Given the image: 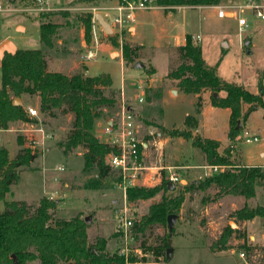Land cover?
<instances>
[{
    "label": "rangeland",
    "instance_id": "rangeland-1",
    "mask_svg": "<svg viewBox=\"0 0 264 264\" xmlns=\"http://www.w3.org/2000/svg\"><path fill=\"white\" fill-rule=\"evenodd\" d=\"M231 1L233 4L241 2V0ZM115 2V0H47L39 8L36 0H0L2 6L0 40L6 38L19 49H42L48 60L49 70H59L66 74L79 71L86 75L108 74L111 78V86L104 88V92L112 93L116 102L113 107L105 110L103 118L96 121L95 133L97 134L101 129L105 119L112 118L121 105L125 104V106L131 105L137 115L138 135L152 132L150 141L153 142L157 139L155 132L163 131L161 128L163 124L166 127L173 125L182 128L184 115L193 113V96L180 93L172 97L175 94L168 92L172 86L169 83H160L167 69V55L164 52L153 57V65H151V51L144 52L146 58L143 63L155 67L152 76L147 75L145 70L133 69L122 61L121 48L124 43H131L128 30L131 23L123 27L111 26L112 32L105 33L93 19L95 12L100 13V10L103 12L102 8L110 7ZM225 4H227L225 0H220L216 5ZM152 5L153 8L158 7L154 0ZM63 12H67L68 17L63 18L59 15L56 17L62 25L52 38V46H44L39 38L38 16ZM143 12L136 10L134 14ZM86 13L91 14L90 30L87 34L77 18ZM150 16L144 21L143 30L135 36L137 43L154 45L159 41L157 20L162 16L159 12ZM239 16L246 20V26L242 28L231 13L221 18L218 17L215 8L184 10L166 23V29L169 32V39L173 42L182 37L184 31L199 34L202 40V54L208 63L216 65L218 74L226 80L241 84L251 92H256L258 80L262 78L264 81V19L256 17L248 8L243 9ZM110 36L114 37L116 43L111 41ZM193 37L195 42L199 43L196 37ZM245 41H250L248 46L244 45ZM223 43L226 44L225 47ZM88 49L94 50L95 55L85 59L84 54ZM138 82L147 87L146 97L141 103L134 101L138 95L135 87ZM162 94L164 96L159 101ZM224 94V91L218 93L221 96ZM210 95L209 92L204 93L201 100L204 98V101L209 103ZM20 98L23 106L31 105L39 110L38 96L23 94ZM250 107L253 108V105ZM248 108V105L245 110L242 108V115L229 126L228 108L206 105L199 117L197 116L198 123L200 118L203 135L219 140L220 152L228 149L234 163L257 165L264 171V107L258 105V108L250 109L251 111ZM245 112L248 113L246 117H244ZM35 118L51 135L43 144L36 146L31 144L32 147L26 141L29 134L38 137L37 132H30L37 126L28 121L9 122L6 127L8 130L2 135L0 146L3 145L8 149L9 158H14L22 147L19 143L21 139L24 145L31 146L37 151L34 160L18 167L19 178L4 195L5 200H24L35 207L42 197L53 199L56 201L51 211L53 220L70 219L75 216L84 219L89 216L90 221L86 222L88 242L93 244L95 238L100 236L106 240V249L109 252L118 251L121 240L116 231V223L117 214L123 205L124 194L113 186L115 176L108 174L98 180L95 171L82 170L81 148L66 154L58 147L57 142L64 140L71 128L73 114L70 111L54 109L50 115L39 110V115ZM229 127L234 130L231 138L228 134ZM236 129H238L237 133H235ZM246 136L250 138L257 136L258 140L246 142ZM165 148L172 155L170 157V154L166 153L165 165L181 162L193 166L188 170H178L180 178L186 180L185 185L209 173L204 167L199 166L204 165V162L200 160V151L192 147L191 140L167 142ZM151 162L157 163L154 154L148 160V163ZM157 178L156 176L151 181L147 179L148 186L156 184ZM204 194L207 200L203 201L202 192L184 191V200L179 210L174 213L176 218L170 233L166 224L152 227L144 238L138 237L136 240L133 234L130 256L134 259V263L264 264V224L258 216L249 222L248 227L247 222L246 227L241 221L239 225L236 223L237 228L244 232L243 238L233 233L226 245L222 246L217 242L222 230L226 226L230 227L229 221H234L232 214L236 209L241 208L244 203L249 206L264 205V187L258 188L255 196L249 200L238 196L212 200L210 199L212 190ZM159 198L158 193L152 198L138 200L129 205L126 200L129 219L132 221L140 219L147 212L148 206ZM3 207V200L0 199V210ZM168 235L171 239L168 245L172 249L171 254L166 255L164 259L160 257L158 261H153L155 256L149 249L146 250L140 245L141 239H144L146 245H153L158 243L159 237ZM244 242L253 247L251 252L248 253L240 246ZM240 252L244 253L243 257H240ZM27 264L39 263L34 260Z\"/></svg>",
    "mask_w": 264,
    "mask_h": 264
},
{
    "label": "trees",
    "instance_id": "trees-1",
    "mask_svg": "<svg viewBox=\"0 0 264 264\" xmlns=\"http://www.w3.org/2000/svg\"><path fill=\"white\" fill-rule=\"evenodd\" d=\"M219 1L154 0L156 6L164 9L183 4L212 5ZM58 15L68 17L67 12L38 16L40 42L46 47L52 46V38L62 25L56 19ZM77 18L86 34L89 33L91 14L86 13ZM110 39L116 43L113 36ZM171 50L174 56L169 60L165 81H170L187 94L209 91L211 105L230 110L229 126L242 115L244 104L249 105V110L255 104L264 107L262 78L258 80L257 92H251L236 82L222 80L215 68L205 61L201 45L195 42L191 34L185 35L183 45L173 46ZM121 56L126 65L133 64L138 59L137 47L124 43ZM145 71L154 73L151 67H147ZM109 86L111 78L106 73L86 75L82 71L73 74L51 71L42 49L17 48L15 53H5L0 60V124L7 127L9 122L15 120L37 122L36 118H28L23 105H13V99L20 98L23 94L38 96L41 113L51 115L54 109L70 111L73 114L72 125L65 139L57 142L58 147L66 154L81 148L84 172L95 171L98 180L113 174L116 180V170L105 163L106 155L115 149L102 141L94 131L96 121L103 118L105 110L113 107L116 102L112 93L104 92V88ZM220 91L225 94L218 95ZM198 105L197 102L196 112L199 111ZM247 115L245 112L244 117ZM184 124L183 129L167 130V135L191 140L192 145L202 151L207 165H221L224 169L178 189L168 190L164 178L152 186L128 188V205L160 194V198L148 206L147 212L140 219L133 220L132 232L136 240L138 237L144 238L152 227L167 224V216L179 210L184 200V191L205 193L212 190V200L228 194L249 200L255 196L258 188L264 187V171L259 166L236 164L228 149L218 151L219 141L193 135L192 129L197 125L193 115H186ZM233 131L229 127L230 138ZM237 132L238 129L235 130ZM19 143L22 147L14 158H9L8 149L0 146V199L4 205L0 210V264H27L34 260L39 264H123V257L117 250L109 252L106 249L103 237L97 236L93 244L88 242L85 218L75 216L53 220L51 211L56 205L55 200L42 197L35 207L24 200H5L4 195L19 178L18 167L27 165L37 156V151L24 145L22 139ZM206 197L203 195L202 200H207ZM232 216L236 223L255 216L264 217V205L249 206L244 203ZM233 233H237L239 238L244 237V232L240 229L226 226L217 242L222 246L226 245ZM168 237L169 235L159 237L158 243L153 245H146L144 239H141L140 245L151 251L155 256L153 261H158L160 257L164 259L166 256ZM240 246L248 253L253 250L245 242ZM130 264H135L133 258L130 259Z\"/></svg>",
    "mask_w": 264,
    "mask_h": 264
},
{
    "label": "built area",
    "instance_id": "built-area-1",
    "mask_svg": "<svg viewBox=\"0 0 264 264\" xmlns=\"http://www.w3.org/2000/svg\"><path fill=\"white\" fill-rule=\"evenodd\" d=\"M36 1L39 7L44 5L47 0ZM152 3L153 0H116L114 5L102 8L103 12L100 10V14L109 22L110 26L118 25L123 27L133 21L134 12L136 10L153 8ZM245 8L252 10L256 17L264 19V0H241V2L237 4L231 3L220 5L217 7V15L218 17L223 18L227 13H231L232 16L237 18L238 24L240 28H242L246 26V20L239 16V13ZM1 9L2 6L0 5V10ZM229 9L231 11L228 12ZM196 39H198V36ZM94 55L95 51L88 49L84 54V58H92ZM135 87L138 91L135 101L141 103L145 99L146 86L141 82H138ZM24 111L30 118H35L39 115V110L35 106H26L24 107ZM30 123H33L37 127L34 128L33 131H30L31 129H28V131L37 132L38 137L29 134L26 137V141L33 146L43 144L45 139H48L51 135L45 131L40 123H38V120L37 122ZM7 130L6 127H3L0 124V143L3 133ZM101 134L100 139L115 149V151L111 150L106 155L105 163L112 169L116 170L117 175L113 186L120 189L124 194L123 205L120 208V212L117 214L116 231L121 240L118 254L123 257V264H130V250H132L131 244L134 240V235L132 232L133 221L129 219L127 215V207L125 203L127 189L130 187L148 186L147 179L151 181L156 176L158 177V181L164 178L166 182L171 181L174 184H178L181 178L175 171L174 166L159 163V159L162 156L161 152H158V163H148L146 158L149 154L145 151L148 147V141L143 138V136L138 135L139 126L136 122L134 108L131 105L125 106V104H122L121 108L112 118L105 119L101 127ZM151 134L152 132H149V135ZM256 140H258L257 136H252L251 138L247 136L245 137L246 142ZM154 148L158 151L160 150L161 145L155 143ZM210 167L215 172L224 168V166L221 165H213ZM136 249L137 248H135V250ZM239 255L240 257H243L244 253L240 252Z\"/></svg>",
    "mask_w": 264,
    "mask_h": 264
},
{
    "label": "crops",
    "instance_id": "crops-1",
    "mask_svg": "<svg viewBox=\"0 0 264 264\" xmlns=\"http://www.w3.org/2000/svg\"><path fill=\"white\" fill-rule=\"evenodd\" d=\"M116 1V0H115ZM225 2L227 3V4H231L233 1H231V0H225ZM216 6V7H215ZM218 6H220V5H216V4H212V5H196V6H193V5H187V4H183V5H180V6H177V7H174V8H171V9H164V8H161V7H156V8H153V9H150V10H143L144 12L143 13H140V14H134V19H133V21L131 22V24L129 25V27H128V30H129V32H130V42L131 43H128V44H130L131 46H136L137 47V54H138V59L136 60V61H140V62H142L143 63V60L146 58V55H145V53L144 52H147V51H151V54H150V57H151V65H153L152 64V59H153V57L156 55V54H158V53H161V52H164V53H166V55H167V69H166V73H167V71H168V63H169V60H170V58H172L173 56H174V54H173V52H172V50H171V48L173 47V46H179V45H183L184 43H185V35L186 34H191L192 36H195V37H197L198 36V39H197V41H199V44L201 45V48H202V40H201V38H200V35L199 34H193V33H190V32H186V31H184V33H183V35H182V37H180V38H177L176 40H175V42H173V41H171L169 38V32L167 31V29H166V23H169L172 19H173V17L176 15V14H178L179 12H182V11H184V10H189V11H196V10H198V9H206V8H215L216 10H217V7ZM176 9V10H175ZM178 9V10H177ZM156 12H159V14H160V16H162L161 18H159L158 20H157V30H158V37H159V41L156 43V44H154V45H145V44H143V43H137V40L135 39V36H137L142 30H143V25H144V21H146V19H148V18H150L151 16L150 15H153V13H156ZM2 41L3 40H6V38H3V39H1ZM0 40V42H2ZM249 43H250V41H245L244 42V45L245 46H248L249 45ZM224 44V47L226 46V44L225 43H223ZM169 45V46H168ZM167 47V48H166ZM111 53H113L112 51H111ZM111 53H110V55H111ZM203 55V54H202ZM121 58H122V56H121ZM203 58H204V56H203ZM205 59V58H204ZM122 61H123V59H122ZM135 61V62H136ZM206 61V60H205ZM124 62V61H123ZM207 62V61H206ZM208 63V62H207ZM144 65H145V68L144 69H139V70H145L147 67H151V68H153V70H154V72H155V67L153 66H149V65H146L145 63H143ZM210 66H212V67H214L215 68V72H216V74L222 79V80H225V81H231V82H235V81H233V80H226V79H224V78H222L219 74H218V72H217V70H216V65L215 64H210V63H208ZM127 66H129V67H131L132 68V64L131 65H127ZM51 71H53V70H51ZM57 71H59V70H57ZM62 72V71H61ZM146 72V71H145ZM166 73L164 74V76L162 77V79H161V81H160V83L162 82L163 84H166V83H169V85L170 86H172V88H169L168 89V92H170V93H172V94H175V95H173L172 97H174V96H177V95H179L180 93L181 94H187V93H184L183 91H181L180 89H178L176 86H175V84H172L170 81H165V75H166ZM147 75L149 74V73H146ZM153 74V73H152ZM152 74H150L151 76H152ZM149 80H150V82L152 83V79H151V77H149ZM153 83H156V82H153ZM150 87V86H149ZM173 87H174V89H173ZM146 89H147V87H146ZM146 89H145V97H146ZM161 89H162V87H161ZM257 90H258V87H257ZM257 90H256V92H257ZM162 91V90H161ZM207 92H209V91H204V92H201V93H199V94H193V93H188V94H190V95H192L193 96V104H194V110H193V113H186L185 115H184V117H183V124H182V128L180 127H176V126H171V127H166V126H164V124H163V127H161L162 128V130L163 131H156L155 132V136H156V138L157 139H155V140H153V142H151L150 141V135H149V131L148 132H145V134L144 135H142L143 136V138H145L147 141H148V144H147V150H145V151H147V153L149 154V156L146 158L147 159V161L151 158V155L152 154H154V156H155V162L157 161V159H158V152H161L162 153V156L160 157V159H159V163H164V160H165V157H166V153H168V154H170L168 151H166V143L167 142H171V143H173V142H175V141H181V142H183L184 140H189V139H184V138H182V137H179V136H169V135H167V133H166V131L167 130H170V129H173V128H177V129H183V128H185V124H184V120H185V116L186 115H193L195 118H196V121H197V125H196V127L195 128H193L192 129V134L193 135H195V134H198V135H200L201 137H208V136H205V135H203V133H202V131H201V121H200V118H199V123H198V118H197V116L199 117V115L201 114V112L203 111V108L207 105H210V106H213V105H211V103H210V100H209V103H206V100L204 101V98L201 100V97H202V95H204V93H207ZM209 94H211L210 92H209ZM163 94H162V96L159 98V101L161 100V98H163ZM223 96V95H222ZM210 97H211V95H210ZM171 98V97H170ZM135 101V100H134ZM22 102V101H21ZM136 102V101H135ZM198 102V107H199V111L198 112H196V103ZM247 105L248 104H244L243 105V109L245 110V108L247 107ZM27 106V105H26ZM25 105H24V107H26ZM249 106V105H248ZM229 110V109H228ZM251 111V110H250ZM229 113H230V110H229ZM250 113V112H249ZM136 114V113H135ZM137 116V115H136ZM96 127H98V126H96ZM165 127V128H164ZM99 128V127H98ZM102 134H101V129H99V131L97 132V136L100 138V136H101ZM209 138H212V137H209ZM212 139H215V138H212ZM215 140H217V139H215ZM217 141H219V140H217ZM155 143H157V144H160L161 145V148H160V150H155V148H154V144ZM191 145H192V143H191ZM192 147H194L196 150L198 149L199 151H200V155H201V159L200 160H203V162H204V165L203 164H200L199 166H202V167H204L205 168V170L206 171H209V173H207L205 176H207V175H211V174H217V173H219V172H221L222 170H220V171H217V172H215V171H213L212 169H211V167H210V165H207L206 164V162H205V159H204V155H203V153H202V151L198 148V147H195V146H193L192 145ZM218 151L220 152L221 150H220V142H219V148H218ZM37 157V156H36ZM35 157V158H36ZM150 157V158H149ZM164 157V158H163ZM170 157H172V155L170 154ZM34 158V159H35ZM33 159V160H34ZM152 163V162H151ZM157 163H158V161H157ZM164 165H165V163H164ZM167 165H171V166H174L175 167V171L178 173V170L179 169H186V170H188V169H190L191 167H193V166H191L190 164H186V163H170V164H167ZM206 173V172H205ZM179 175V174H178ZM180 176V175H179ZM204 176V177H205ZM203 177V178H204ZM199 179H202V178H199ZM193 181H196V180H193ZM185 183H186V180L185 179H183V178H181V180H180V182L178 183V184H175V188H179V187H181V186H183V185H185ZM208 191H210V190H208ZM203 193V195H205L204 194V192H202ZM228 196H233V197H236L235 195H231V194H228V195H224V196H222V197H220V198H226V197H228ZM238 197H242V196H239V195H237ZM219 198V199H220ZM234 218V217H233ZM262 218V217H261ZM261 218H260V221H261ZM253 220H255V218H253V219H250V220H244V221H241V222H243V224L245 225V227H246V222H247V227H248V224H249V222H252ZM230 222V221H229ZM235 222V221H234ZM262 222V221H261ZM236 223V222H235ZM238 225H239V222L237 223ZM236 224V225H237ZM262 224H264V222H262ZM243 225V226H244ZM237 228V227H236ZM238 229V228H237Z\"/></svg>",
    "mask_w": 264,
    "mask_h": 264
},
{
    "label": "water",
    "instance_id": "water-1",
    "mask_svg": "<svg viewBox=\"0 0 264 264\" xmlns=\"http://www.w3.org/2000/svg\"><path fill=\"white\" fill-rule=\"evenodd\" d=\"M93 18L102 27V30L105 33H111L112 32V28H111L109 22L107 20H105L99 12H95L93 14ZM16 50H17V48L12 41L7 40V39L3 40L2 42H0V60L3 58L5 53L13 54L16 52ZM132 68L133 69H144L145 65L140 61H136L132 64ZM214 95H216V93ZM12 103H13V105H22L20 98H14ZM256 108H258L257 104L253 105V108H251V110L256 109ZM237 126H239V122L237 123ZM167 188H168V190H172L175 188V184L171 181H168L167 182ZM175 218H176L175 214H169L167 216V226H168L169 231H171L173 226H174ZM85 221L89 222L90 217L89 216L85 217ZM261 221L264 222V217L261 218ZM229 226L231 228L237 227V225L234 221H230ZM167 243H168V245H170V243H171L170 238L167 239ZM171 252H172V249L170 247H168L167 251H166V255L169 256L171 254Z\"/></svg>",
    "mask_w": 264,
    "mask_h": 264
}]
</instances>
